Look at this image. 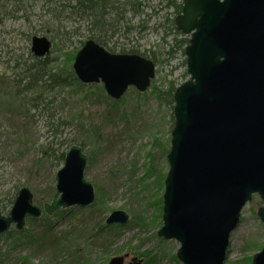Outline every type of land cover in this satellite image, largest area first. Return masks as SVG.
Returning <instances> with one entry per match:
<instances>
[{
	"label": "water",
	"instance_id": "95a60500",
	"mask_svg": "<svg viewBox=\"0 0 264 264\" xmlns=\"http://www.w3.org/2000/svg\"><path fill=\"white\" fill-rule=\"evenodd\" d=\"M176 27L190 37V79L174 95L158 235L180 243L182 264H225L231 235L254 195L263 202L258 217L264 224V0H183ZM52 49L47 37H32L34 57H48ZM73 70L84 85L103 84L114 100L131 87L145 93L156 78L152 60L110 53L94 40L76 54ZM88 160L80 145L70 147L55 176L54 199L42 209L23 187L10 215L0 210V235L12 226L24 230L28 219H41L43 213L51 217L59 210L91 207L96 193L85 178ZM129 220L117 210L106 225L125 226ZM109 264H125V257ZM253 264H264V247Z\"/></svg>",
	"mask_w": 264,
	"mask_h": 264
},
{
	"label": "rangeland",
	"instance_id": "374dc122",
	"mask_svg": "<svg viewBox=\"0 0 264 264\" xmlns=\"http://www.w3.org/2000/svg\"><path fill=\"white\" fill-rule=\"evenodd\" d=\"M69 4L68 0H0L1 213L5 217L10 215L14 202L4 204L3 200L11 191L9 199L15 201L14 187L17 185L21 187L19 191L29 188L34 194L35 205L41 209L44 204L51 203L55 194L54 191L51 195V188L55 189V176L64 163L52 168L49 162L42 160L43 153L51 147H59L60 143H64L61 149L64 152L69 151L67 147L71 144L86 143L84 153L89 160L85 178L95 187L96 198L97 190H102L104 205L101 210L85 208L57 223V232L85 248L96 243L91 264H109L114 257H126V263L143 259L145 264L149 255L157 256L153 264H182L174 260L180 243L158 236L163 226V208L159 200L165 189L160 187V181L164 175L167 177L170 168L168 154L165 157L164 151L171 148L173 124L171 107L159 102L151 88L141 95L129 89L123 103L114 107L105 91L102 96L94 89L52 92L45 97L49 102L46 109L30 113L20 110L9 100L14 80L23 78V69L32 63L31 38L40 36L52 40L49 24H82L68 16ZM148 5L146 12L150 14L151 27L162 23L166 17V29H169L171 20L178 16L171 9H165V3L160 0H149ZM133 21L135 24L138 19ZM175 36L180 37L174 33L165 42L164 30L158 33L147 30L120 40V44L136 47L147 56L155 52L157 59L163 61L156 68L159 90L167 89L169 81L176 80L181 85L190 78L189 75L181 78L187 66L183 67L184 59L180 54L171 63L166 62V51ZM80 41L82 38H76L63 49H53L50 59L73 69L75 58L70 62L68 59L82 48ZM93 86L104 88L103 84ZM1 104L8 106L3 109ZM58 123L61 124L57 130L54 125ZM89 151L95 152L91 163ZM150 165L156 168V173L148 176ZM262 206L261 198L255 195L242 212L241 224L231 235L225 264H252L254 255L263 249L264 224L257 214ZM117 210L126 212L131 222L122 230H116L109 249L104 252L94 233ZM41 228V220L26 222V230L38 233ZM10 231L15 232L13 236L7 235ZM10 231L0 235V264H24L23 258L30 255L33 248H24L21 243L14 245L19 231L15 226ZM32 263L53 264L54 261L48 253H40L32 258Z\"/></svg>",
	"mask_w": 264,
	"mask_h": 264
},
{
	"label": "trees",
	"instance_id": "16d2710c",
	"mask_svg": "<svg viewBox=\"0 0 264 264\" xmlns=\"http://www.w3.org/2000/svg\"><path fill=\"white\" fill-rule=\"evenodd\" d=\"M71 4L68 5L67 14L69 17L74 18L76 22H82V24L73 23L72 26H66L59 23L49 24V31L52 34V41L54 42V51H58L67 43H72L76 38H82L80 44L83 46L89 40H94L104 48H106L110 53L119 54H136L147 59L152 60L157 66L160 61L157 59V54L155 52H150V56L141 53L136 47H127L125 44H120L121 39H128L130 34L134 32H143L147 30H153L154 32H159L164 30V41L177 34L178 37H174L173 44L170 45L166 51V56L168 57L166 62L169 64L172 60L177 58L180 54L183 60V67L187 66L186 47L189 45L190 39L184 37L176 28V19L171 20L169 29H166V24L168 20L166 17L164 21L158 25L151 27L150 24V14H147V9L149 8V0H68ZM160 3H165V9H171L173 14L180 15L183 9L182 0H160ZM54 14V13H53ZM56 16V15H55ZM58 17V16H56ZM59 18V17H58ZM135 19L138 22L134 24ZM167 21V22H166ZM182 36V37H181ZM34 37V36H33ZM77 52V51H76ZM76 52H74L68 59L70 62L74 60ZM54 59L46 57L43 59H38L33 56L32 63L26 65L23 69V78H17L14 80L12 95L9 98L11 103H15L18 108L25 113H30L33 110H38L41 108L46 109L49 102L45 98L48 94L55 91H62L66 89L77 90H96L103 96V91H105L102 86L84 85L76 77L73 69L71 67L64 65L55 64ZM188 77V73L185 72L181 75V78ZM168 88L164 90H159L157 87V80L152 81V94L156 99L171 107L172 113V127L174 128L175 118H174V107L175 100L174 95L177 88L180 86L177 84L176 80L168 82ZM135 89V88H133ZM136 90V89H135ZM137 91V90H136ZM139 95V93L137 91ZM125 97V96H124ZM124 97L121 100L111 99V104L117 106L122 104ZM108 99V97L106 96ZM6 101V100H5ZM2 105V104H1ZM8 106V104L2 105L3 109ZM1 108V107H0ZM61 123L54 125L55 129H59ZM154 144V143H153ZM59 147H51L47 152L43 153L42 160H46L50 163V166L56 167L59 164H63L65 161V156L67 152L61 151L64 143H60ZM83 151L87 147L86 143L79 144ZM71 144L67 147V150L72 147ZM170 148L165 152L166 157L169 154ZM94 153L88 152L90 157V163L94 161ZM156 173V168L150 165L148 170V176ZM166 180V175L161 177L160 187L164 186ZM20 185L14 187L15 195L14 199L17 198ZM55 189L51 188V195ZM98 196L96 202L90 209L101 210L102 205H104V196L102 190L98 189ZM9 191L5 195L3 200L4 204L8 201L14 202L13 199H9ZM50 195V196H51ZM55 195V194H54ZM13 204V203H12ZM159 204L161 209L163 208V198H160ZM79 211H85L84 209L75 210H59L55 213L53 217L43 215L40 219L42 223L41 231L38 233L26 230V228L17 234L15 238L14 245L21 243L24 248H33L32 253L23 258L24 264H33L32 258L36 254L48 253L49 257L54 261L53 264H71L77 262H85L86 264L93 263V257L95 252L96 243L88 245V248H92L87 251L81 243H75L74 240L67 239L68 237L60 235L56 229V224L65 221L71 216L76 215ZM90 211V210H89ZM40 220L28 219V223H35ZM106 222V221H105ZM131 222V221H130ZM129 222V223H130ZM126 226L114 225L106 226L103 222L97 229V233H94V237L98 240L100 248L107 252L111 240L115 237L116 230H122ZM14 231L7 233L9 236L14 235ZM157 256L149 255V259L145 264H153ZM177 260V257L174 258Z\"/></svg>",
	"mask_w": 264,
	"mask_h": 264
},
{
	"label": "flooded vegetation",
	"instance_id": "af4514ba",
	"mask_svg": "<svg viewBox=\"0 0 264 264\" xmlns=\"http://www.w3.org/2000/svg\"><path fill=\"white\" fill-rule=\"evenodd\" d=\"M178 16H179V15H178ZM178 16H177V17H178Z\"/></svg>",
	"mask_w": 264,
	"mask_h": 264
}]
</instances>
